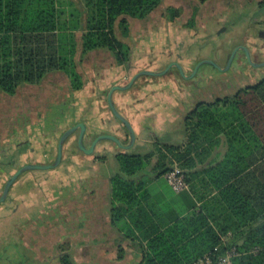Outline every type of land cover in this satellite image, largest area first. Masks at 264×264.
<instances>
[{
    "label": "trees",
    "instance_id": "trees-1",
    "mask_svg": "<svg viewBox=\"0 0 264 264\" xmlns=\"http://www.w3.org/2000/svg\"><path fill=\"white\" fill-rule=\"evenodd\" d=\"M161 4L86 0L83 9H70L74 4L66 0H0V91L21 98L25 86H41L49 75L62 73L72 90L81 92L86 82L78 68L79 50L86 54L106 49L116 66L126 65L132 48L117 32L128 37L129 20H146ZM171 13L172 20L180 16L178 9ZM184 137L182 144L158 142L146 154H116L120 169L110 180L113 216L128 217L147 241L141 264H196L208 254L216 259L228 253H234L232 264H264V81L234 96L201 103L185 118ZM219 137L228 141L225 159L190 173L208 158ZM155 156L158 163L152 170L159 177L176 163L187 170L191 183L206 176L210 191L192 186L201 206L194 201L191 212L170 216L167 209L147 204L150 190L134 178ZM181 196L182 201L190 198ZM59 264L77 263L62 249Z\"/></svg>",
    "mask_w": 264,
    "mask_h": 264
},
{
    "label": "rangeland",
    "instance_id": "rangeland-1",
    "mask_svg": "<svg viewBox=\"0 0 264 264\" xmlns=\"http://www.w3.org/2000/svg\"><path fill=\"white\" fill-rule=\"evenodd\" d=\"M66 1L74 4V6L69 5L70 9H83L86 5V0ZM209 1L162 0V5L148 19H130V38L133 37L131 61L135 63L137 69L128 73L122 84H127L142 70L158 72L169 60H180L186 55L188 57L195 55L193 56L196 57L195 59L216 57L219 63H224L236 46H251L256 48V53H264V41L255 39L258 29L264 25L258 27L252 21V18L260 19L264 15V7L258 12L264 0ZM172 9L180 10V16L174 20L171 19ZM219 20L221 22H218ZM215 21L218 22V26L214 30ZM220 26L229 30L222 32L221 42L217 40L214 43L215 31H218ZM118 35L124 38L121 30ZM124 42L130 43L127 38H124ZM192 46V50L188 52L189 47ZM79 51L78 68L86 82L81 92L72 90L71 82L64 74L54 73L49 75L41 86H37L40 90L33 89L38 96L32 94L33 91L29 90L30 86H27L21 98L11 97L15 101L14 104L7 102L5 106L0 100L1 186L20 167L28 164H53L58 154L60 137L78 124L75 122L78 121L80 112L89 117L95 116L99 125L93 132H88L85 138L86 147L91 146L98 136L97 133L108 131L103 128L102 123L105 119L100 115L102 110L95 108L97 99L101 101L100 105L103 102L102 105L105 106L103 111H107L108 105L107 93L97 96L98 84L109 71L111 72L106 79L110 81L121 79L123 76H120V73L124 69L121 66L115 67L114 70L111 68L112 61L115 60L112 53L111 57H102L103 50L86 54L82 49ZM104 51L110 55V51L106 49ZM219 53L221 56H218ZM239 60L238 56L230 71L224 73L227 78L238 77L239 74L236 72ZM201 73L205 76L213 74L218 78L223 76V72L210 64H205ZM174 76L173 72L168 76H142L131 89L120 91L128 92L135 89L140 91L145 88L149 90L155 88L156 91L158 88H164V91L173 97L169 99L164 95L165 101H161L159 108L153 107L150 113L144 116H139V113L129 116L125 113L126 117L116 105L120 113L131 122L137 135V141L128 150L129 153L146 154L156 150L158 142L162 144L182 142L185 112L194 107L195 97L200 96V93L191 92L194 88L191 80L181 79L179 87L177 84L178 89L189 87L190 94L178 95L176 98L177 87L173 82ZM155 83L158 84V88L155 87ZM214 86H206L203 91L206 94L217 92L218 96L224 98L221 89ZM239 88V85L233 83L226 94L233 96ZM28 91L35 96L34 100L24 99V94L27 97ZM111 117L113 123L129 134L120 119L114 114ZM78 133L79 131L72 135L65 144L64 159L59 167L27 171L14 184L6 201L0 202V264H57L58 255L62 249H65L59 244L60 237L62 240L65 239L64 233L62 231L59 233L60 230L68 232L72 230V235L76 230L82 233L83 220L85 221L90 215L85 210H79L80 212L77 213V207L70 208L71 201L75 198L81 202L88 200L85 198L90 197L91 191L95 190L92 189V184L97 185L101 179L105 180L108 176L119 173L120 166L116 152L122 149L118 143L102 140L93 154H87L79 147ZM142 134L143 137H138ZM109 135H115L123 145H126L123 137L112 133ZM154 135L156 142L153 144L148 140ZM102 157L105 159L102 160ZM156 163L158 156L152 159L148 169H153ZM175 167L182 168L178 163ZM144 174V181L149 182L150 175H147V171ZM74 182H77V185ZM95 191L94 198H100L99 190ZM71 214L74 216L78 214L80 220L69 221Z\"/></svg>",
    "mask_w": 264,
    "mask_h": 264
},
{
    "label": "crops",
    "instance_id": "crops-1",
    "mask_svg": "<svg viewBox=\"0 0 264 264\" xmlns=\"http://www.w3.org/2000/svg\"><path fill=\"white\" fill-rule=\"evenodd\" d=\"M263 7H264V3L261 5V10ZM263 20H264V17L260 19L252 18L253 23H255L258 27L261 26V24L263 23ZM218 22H221V20H219ZM218 22L215 21L214 28H213L214 30L217 28ZM119 32H120V29L117 33L119 34ZM130 35L128 37L124 36V38H127L128 41H130V43L128 44L132 48L131 40L133 37L130 38ZM118 37L124 41L123 37L121 38L119 35ZM78 39L80 41V35H78ZM255 39L257 38L255 37ZM255 39H254V42H256ZM101 50H97V51L100 52ZM254 51L256 53V48H254ZM256 54L259 57L264 58V53L262 54L256 53ZM111 56H113L111 52L109 55L108 53H105V51L103 50L102 57H111ZM112 62L115 63V60ZM115 67H118V66L114 64L113 70L115 69ZM134 69L136 70V67L129 68L128 71L124 70L123 72L120 73V76H123V77L121 79L117 78V80L115 79L114 81H110L109 79H106L109 73L111 72L109 71L107 76L106 77L104 76L98 84L99 93L97 94V96L98 95L102 96V95H105L106 93L108 94L110 89L114 85L122 84L124 80H126L125 77H127L128 73L133 72ZM29 88H30L29 90H32V91L34 88L35 90H37L38 88L40 90V87H37V86H34V87L30 86ZM25 89H27V86L23 88L24 91ZM34 93H35V96L36 95L38 96L37 92L33 91L32 94ZM32 94H30V92L28 91L27 97L24 94L25 96L24 99L27 101L34 100L35 96H32ZM164 95L165 97L169 99L173 98L169 95L167 91H164V88H158L156 89V91H155V88H153L152 90L145 88L140 91L136 89L133 91L130 90L128 92L118 91L114 95V100H115V104L117 105V107L120 109V111H123L124 114L126 113L127 115L132 116L135 113L136 114L139 113V116H144V114L148 115L150 113V110L153 109V107L157 106L159 108V105L163 101H165ZM178 95L181 96L182 94L180 93V91L177 90V94H175V97L177 98ZM5 99L7 100L4 101ZM156 99L160 100V102H157ZM0 100L4 102L5 106L7 105L6 104L7 102L11 104L15 103V101L11 97H8L7 95L3 94L1 91H0ZM95 102H96V106H95L96 110H99V111L102 110L101 111L102 113L100 115H102V119H105V122L102 123L103 128L104 130H108V131L97 133L98 136L103 135V134L112 133V134H116L118 137H123L125 139V142H124L125 144L129 143L130 139L127 138V137H130L129 134H127L126 131H124L119 125L112 122L111 116H113V113L111 112L110 108H108V105H107V111H103L105 109V106L102 105L103 102L101 105H100L101 103L100 100L97 99L95 100ZM4 109L6 110V107H4ZM189 112H190V109L185 112L186 117ZM80 114H84V113L80 112L78 114L79 116L78 121L75 122V124L85 123V125L88 128L87 133L93 132L96 127L97 128L99 127L95 116L89 117L85 114L84 115H80ZM155 136L156 135L150 136L151 140H148V141L154 144L156 142V140L154 139L156 138ZM183 136H184V130H183ZM138 137H143V134L138 135ZM219 139H220V143L214 145L208 158L203 163H198L197 167L189 171L190 173H195L196 171L202 172L203 170L208 168L210 165H215L225 159L228 153V146H227L228 141L226 137H219ZM141 142L143 143V140ZM184 142H185V137L183 138L182 142L174 143L171 145L182 144ZM119 152H116V154ZM181 169L184 172H187V170L183 168ZM75 170L77 173V170H78L77 167ZM146 171H147V175L148 174L150 175L149 182L144 181V178H143L145 176L144 172ZM204 176H200L199 178L194 180L192 183L189 182L190 189L182 193H176L172 189L170 184L168 183L166 177L165 176L159 177L157 174L154 173L152 169H147L141 172L134 179L137 182V185L139 187H141L142 189L145 188V189L150 190V196H147V199H146L147 204L149 206H151L152 208L156 210H158L160 207L165 208L170 213V216H174L179 211H184L186 214L188 212H191L192 210L190 209V205L194 201L197 203V206H201L203 204V201L197 202L198 199L192 191V186L193 184H196L198 189H200L201 191H204V192L210 191L212 187L208 186V181L206 179V176L205 177ZM112 177L113 176H108L105 180L101 179V181L98 182L97 185L92 184L93 186L92 189L99 190L100 192L99 194L101 196L100 198H96V197L94 198V196L96 195L95 194L96 191L92 190L90 197L85 198L88 200H84V202H81L79 201V199L75 198L70 203V206H71L70 208L72 207L74 209L75 207L78 208V210L76 211L77 213L79 210L81 211L85 210L86 212L88 211L90 213V215L87 216V219L85 221L83 220L84 225L83 227H81L83 228L82 233H78L77 230L75 231L74 235H72L73 233L72 230L69 232L65 230H60L59 232V233L63 232L65 235L64 240H62V237H60L59 244H61L62 246L59 245V247L61 246V248H65L64 250L68 251V253L72 256V258L75 260L77 264H141V262L144 259V253L147 251V241L141 238L140 232L134 230V224L128 217L125 216V218L122 220H115L113 216V200L111 196L112 190H111V183H110V180ZM75 183L77 185V182H74V184ZM186 195H189L190 198L187 199L186 201H182L180 196L185 197ZM70 208H68V211ZM79 220L80 218L78 217V214L77 216H74L72 214L70 215L69 221L78 222ZM56 262L57 264H59V255H58Z\"/></svg>",
    "mask_w": 264,
    "mask_h": 264
},
{
    "label": "flooded vegetation",
    "instance_id": "flooded-vegetation-1",
    "mask_svg": "<svg viewBox=\"0 0 264 264\" xmlns=\"http://www.w3.org/2000/svg\"><path fill=\"white\" fill-rule=\"evenodd\" d=\"M261 11V9H258V12ZM262 13V12H261ZM264 17V15L262 16ZM262 26L264 25V20H263V23L261 24ZM222 27H220V29L218 31H215V35H216V39L214 40V43L217 42V40H219L218 42H221V36H222V32L224 31H227L228 28L227 27H223L222 30H221ZM227 29V30H226ZM210 36V35H209ZM264 27L262 28H259L258 29V33H257V39L259 40H262L264 41ZM207 45V44H206ZM215 48V44H213ZM242 47H246L249 49L250 53H251V58L253 60L254 63H257V64H260V63H263L264 62V58L263 57H259L255 51H254V47L251 48L248 47V46H236L235 48H239V51L235 57V59H237V57L239 56L240 57V60H239V63H238V70H237V74L238 77L236 78H233V79H229L227 78V76H225L224 73L230 71V69L232 68L233 66V63L235 62V59L233 61V63L231 64V66H228L229 64V60H230V57L233 53L234 50L232 49V52L231 54H229L228 58L226 59V61L224 63H219L216 59V57L214 58H202V59H195L196 57H193L195 55H191L192 57H188V55L185 56V58H181L180 60H169L168 63L166 64V66L164 68H160L159 71H164L166 70L168 67H171L170 70L168 71V73L166 75H163V76H168L169 74H171V72L174 73V85L177 87V84H178V87L180 86L179 84V81L182 79V80H191V82L193 83V90L191 92L193 93H200V96H197L195 97V101H194V107L193 109L190 110V112L188 113V115L195 109L197 108L201 103H212V102H215L219 99H222V96H218L219 94L214 93L213 90L212 92L213 93H209V94H206L203 89L206 87V86H209V87H212V85H215L214 87L221 89L220 92H222L224 94V98L225 97H231L229 95L226 94L227 92V89L229 87L232 86V84L234 83L236 86H240L239 90L234 93V95H236L240 90L242 89H245V88H248V87H253L255 86L256 84L260 83V82H263L264 81V69L262 67H257V66H253L249 63V59L247 57V53L245 52V50L242 48ZM193 46L192 47H189L188 49V52H190V50H192ZM264 48V47H263ZM221 53V52H220ZM219 53L218 56H221V54ZM204 60H212L214 61L218 66H214L216 67L217 69H219V71L223 72V76L222 77H217L213 74H209V75H202L201 71L203 69V66L205 65H202L198 68V70H196L197 66L199 65V63H201L202 61ZM114 64L112 62L111 68H114ZM177 64L181 65L182 68H183V71L185 73V75H182L181 71L178 69L177 67ZM211 65V64H210ZM121 67H123V69L125 71H128L129 68H135V63H133L132 61L131 62H128L126 65H122ZM256 67V68H254ZM137 69V67H136ZM123 70V71H124ZM135 70V69H134ZM143 71V70H142ZM131 80V79H130ZM233 81V83L231 82ZM129 83V82H128ZM125 85V84H124ZM155 87L158 86V84H154ZM177 87V90L179 91L180 89V93L181 94H186V93H189L190 94V91H189V87H181L178 89ZM233 95V96H234ZM210 98H209V97ZM214 99V100H213ZM157 102H160V100L156 99ZM107 102H108V94H107ZM109 105V104H108ZM187 115V116H188ZM79 133H78V139H79V134H80V130H78ZM74 135V134H73ZM72 137V136H71ZM69 137V138H71ZM61 138V137H60ZM96 139V138H95ZM94 139V140H95ZM69 140V139H68ZM67 140V141H68ZM67 143V142H66ZM93 143V142H92ZM79 148V147H78ZM65 151V150H64ZM64 159V158H63ZM63 162V161H62ZM21 168V167H20ZM19 168V169H20ZM17 169V171L19 170ZM16 171V172H17ZM15 172V173H16ZM14 173V174H15ZM13 174V175H14ZM12 175V176H13ZM10 176V178L12 177ZM23 176V175H22ZM21 176V177H22ZM9 178V179H10ZM8 179V180H9ZM20 179V178H19ZM7 180V181H8ZM7 181L2 184H0V199L2 198L3 196V193H4V188H5V185L7 183ZM2 187V188H1ZM6 201V200H5Z\"/></svg>",
    "mask_w": 264,
    "mask_h": 264
},
{
    "label": "water",
    "instance_id": "water-1",
    "mask_svg": "<svg viewBox=\"0 0 264 264\" xmlns=\"http://www.w3.org/2000/svg\"><path fill=\"white\" fill-rule=\"evenodd\" d=\"M245 52L247 53V57L250 61L251 64H253L254 66H259V67H264V62L257 64L254 63L252 58H251V53L249 51L248 48L246 47H242ZM239 51V48L235 49L230 57L229 60V64L228 66H231V64L233 63L237 53ZM204 64H211L214 65L216 67L219 68V66L212 60H204L201 63H199V65L197 66L196 70H198V68ZM178 69L181 71L182 75H185L183 68L181 65L177 64ZM171 67H168L166 70L164 71H149V70H143L139 73H137L134 77L131 78V80L129 81V83L127 84H119V85H115L113 86L109 93H108V104H109V108L111 110V112L118 118L120 119L124 125L126 126L129 136H130V141L128 144L123 145L121 143V141L119 140V138H117L115 135H109V134H104V135H99L96 137V139L93 141V143L91 144L90 147H86L85 146V138L87 137V126L85 125V123H78L77 125H75L74 127L68 129L61 137L59 145H58V154L56 157V160L53 164L50 165H39V164H28L25 165L23 167H21L6 183L5 188H4V193L2 198L0 199V202H3L7 199L12 187L14 186V184L17 182V180L27 171L30 170H49V169H54L59 167L62 164L63 158H64V150H65V144L67 142V140L69 139V137H71L73 134H75L78 130H80V134H79V139H78V143H79V147L81 150H83L85 153L87 154H93L96 151V148L98 146V144L102 141V140H112L116 143H118L121 147L122 150L128 151L130 150L136 143L137 141V135L135 133V130L131 124V122L125 117L123 116V114L120 113V111L117 109L115 101H114V95L117 91H126L131 89L136 82L138 81V79L142 76H163L166 75L168 73V71L170 70Z\"/></svg>",
    "mask_w": 264,
    "mask_h": 264
},
{
    "label": "built area",
    "instance_id": "built-area-1",
    "mask_svg": "<svg viewBox=\"0 0 264 264\" xmlns=\"http://www.w3.org/2000/svg\"><path fill=\"white\" fill-rule=\"evenodd\" d=\"M165 177L176 193H182L190 189V183L187 180L185 172L178 167L170 170L165 174ZM234 253H228L224 257L216 258L210 254L204 256L196 264H232V257Z\"/></svg>",
    "mask_w": 264,
    "mask_h": 264
}]
</instances>
